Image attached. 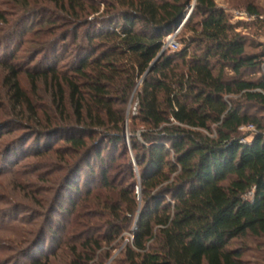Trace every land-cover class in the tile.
Instances as JSON below:
<instances>
[{"label": "trees", "instance_id": "1", "mask_svg": "<svg viewBox=\"0 0 264 264\" xmlns=\"http://www.w3.org/2000/svg\"><path fill=\"white\" fill-rule=\"evenodd\" d=\"M84 1L63 0V16L49 18L66 29L50 42L51 54L60 44L69 55L26 75L51 81L55 110L66 115L68 106L74 120L48 124L45 140L60 139L104 195L91 216L98 226H82L79 247L88 256L72 264L89 263L133 225L112 264H244L231 242L264 238V45L247 53L242 24L215 0H101L102 9ZM254 1L230 0V9L262 25ZM181 24L180 48L163 51ZM61 61L66 70L58 72ZM4 70L11 101L29 107L19 72ZM128 147L135 168L127 160L130 182L114 188L110 172ZM67 203L59 214L78 209Z\"/></svg>", "mask_w": 264, "mask_h": 264}, {"label": "rangeland", "instance_id": "2", "mask_svg": "<svg viewBox=\"0 0 264 264\" xmlns=\"http://www.w3.org/2000/svg\"><path fill=\"white\" fill-rule=\"evenodd\" d=\"M60 2L63 0H0V264H72L77 255L88 256L79 247L83 241H80L82 226L89 223L98 226L99 222V218L91 217L96 204L103 200L97 197H104L97 194L98 182L93 181L94 177L87 174L85 167L79 170L78 156L69 153L60 139L45 140L48 124L74 122L71 110L67 106L66 115L59 116L52 102L51 81L38 78L31 83L26 76L43 73L46 67L53 65L54 58L69 55L60 44L54 54L49 47L50 42L60 40L66 30L62 29L63 22L49 20L63 16ZM93 2L102 9L101 0H85L84 4L88 8L94 6ZM215 2L217 6L228 8L232 22L242 24L238 31L249 41L247 53L258 52V46L264 45V20L261 25L255 19L239 15L238 11L230 9V0ZM254 2L264 19V0ZM90 12L88 9L85 15L96 17ZM10 65L19 72V85L30 101L29 107L17 105L10 99L4 82L7 76L4 67ZM66 65L67 61L59 62L57 71L66 70ZM127 110L134 111L132 102ZM258 115L264 117V112ZM131 126L133 123L128 121L124 129L126 143ZM251 131L253 129L246 128L241 132L249 134ZM126 150L127 158L117 157L116 167L110 172L114 188L130 182L125 167L127 160L132 169L135 168L131 150L129 147ZM93 172L95 175L97 169ZM66 184L73 190L77 187L78 193H68ZM88 186L91 196L87 201L84 197ZM134 194L139 195V190L135 189ZM68 199L74 200L78 209L70 216L59 214V208L67 206ZM134 229L133 225L124 231L120 242L109 248L102 243L103 249L87 264H112L130 244ZM114 246L116 249L109 251ZM230 248L242 252L244 264H264V238L237 239L231 242Z\"/></svg>", "mask_w": 264, "mask_h": 264}, {"label": "built area", "instance_id": "3", "mask_svg": "<svg viewBox=\"0 0 264 264\" xmlns=\"http://www.w3.org/2000/svg\"><path fill=\"white\" fill-rule=\"evenodd\" d=\"M182 24L171 35H168L165 38L164 43H163V51L175 52L180 48V45L177 41V36L179 34V30ZM261 68L262 70H264V65H262ZM248 128L253 129L252 127H248Z\"/></svg>", "mask_w": 264, "mask_h": 264}, {"label": "water", "instance_id": "4", "mask_svg": "<svg viewBox=\"0 0 264 264\" xmlns=\"http://www.w3.org/2000/svg\"><path fill=\"white\" fill-rule=\"evenodd\" d=\"M190 8H191V6L188 7V9H190ZM186 15H187V14H186ZM183 17H186L185 14H184ZM151 69H152V66L150 67L149 71H150Z\"/></svg>", "mask_w": 264, "mask_h": 264}, {"label": "clouds", "instance_id": "5", "mask_svg": "<svg viewBox=\"0 0 264 264\" xmlns=\"http://www.w3.org/2000/svg\"><path fill=\"white\" fill-rule=\"evenodd\" d=\"M185 21V20H184ZM184 21H183V23H184Z\"/></svg>", "mask_w": 264, "mask_h": 264}]
</instances>
